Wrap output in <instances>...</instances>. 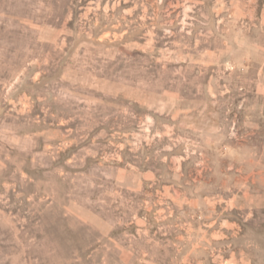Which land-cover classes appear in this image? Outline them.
Masks as SVG:
<instances>
[{
  "label": "rangeland",
  "instance_id": "1",
  "mask_svg": "<svg viewBox=\"0 0 264 264\" xmlns=\"http://www.w3.org/2000/svg\"><path fill=\"white\" fill-rule=\"evenodd\" d=\"M264 0H0V264H264Z\"/></svg>",
  "mask_w": 264,
  "mask_h": 264
},
{
  "label": "crops",
  "instance_id": "2",
  "mask_svg": "<svg viewBox=\"0 0 264 264\" xmlns=\"http://www.w3.org/2000/svg\"><path fill=\"white\" fill-rule=\"evenodd\" d=\"M257 64L263 65L264 64V54L257 52Z\"/></svg>",
  "mask_w": 264,
  "mask_h": 264
}]
</instances>
